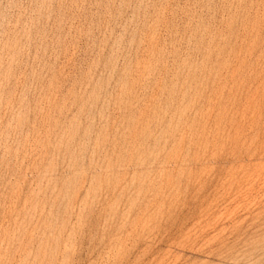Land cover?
<instances>
[{
	"label": "rangeland",
	"instance_id": "374dc122",
	"mask_svg": "<svg viewBox=\"0 0 264 264\" xmlns=\"http://www.w3.org/2000/svg\"><path fill=\"white\" fill-rule=\"evenodd\" d=\"M0 264H264V0H0Z\"/></svg>",
	"mask_w": 264,
	"mask_h": 264
}]
</instances>
